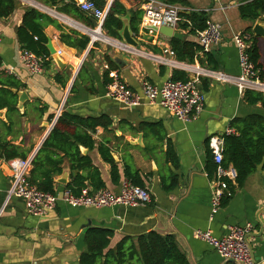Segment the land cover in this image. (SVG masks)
<instances>
[{
    "label": "crops",
    "instance_id": "0c3cea01",
    "mask_svg": "<svg viewBox=\"0 0 264 264\" xmlns=\"http://www.w3.org/2000/svg\"><path fill=\"white\" fill-rule=\"evenodd\" d=\"M16 1L14 14L7 19L0 18L3 36L0 73L12 77L19 90L28 94L29 101L11 114L7 109L0 110V142L10 146L8 151L0 150V264H79L86 248L85 235L91 228L113 231L109 249L124 238L154 231L175 236L189 264H239L224 261L195 234L211 231L213 236L222 238L237 226H250V232H256L257 218L264 209V165L261 164L241 187L232 184L233 191L229 190L221 210L211 219L215 175L210 177L207 171L209 159L214 161L209 143L211 138L223 136L237 119L253 115L264 118V104H250L246 93L241 94L235 83H222L204 75L198 77V72L200 69L223 72L232 78L240 76L239 51L233 38L250 28L253 30L256 22L243 20L239 12L241 5L253 0H182L184 4H177L187 14L207 13L208 24L224 28L221 42L209 53L212 63L208 62L206 54L199 52L192 63L179 61L172 49V39L141 28L134 35L138 42L135 48L125 46L121 37H113L102 27L103 41L95 31L99 26L79 8L82 0ZM94 1L105 9L116 0ZM135 1L117 0L116 16L131 17L137 10L144 13L146 0L139 4ZM159 1L170 3L171 0ZM28 9L48 18L43 29L48 38L46 48L51 41L53 48L61 52L64 68H59L53 58L42 74L31 73L25 65L18 29ZM257 22L264 24V16ZM183 24L186 22H181L176 30L183 35L182 41L198 43L191 29L183 28ZM84 37L90 39L85 50L81 45ZM72 41L74 45H70ZM258 45L264 82V39L259 38ZM115 56L120 57L119 63ZM106 57L111 58L112 67ZM110 71L117 72L120 80L136 92H141L144 81L160 87L174 77L183 79L181 81L199 78L205 98L203 111L195 120L182 122L159 105L128 108L107 96ZM64 113L80 118L107 116L112 121L109 129L98 127L92 134L93 149L81 146L80 150L99 170L103 189L113 193L120 192L127 166L138 172L143 188L151 195L149 204L136 208H72L60 199L47 216L34 217L28 214L21 199L12 198L7 202L12 184L7 157L16 153V158H35ZM102 145L109 149L118 166L116 180L112 177L111 164L100 152ZM170 147L174 153L172 158L168 152ZM56 154L55 160L64 158L63 153ZM62 162L63 173L55 177L54 194L58 196L67 187L60 181L64 179L70 184L75 175L69 160L64 158ZM83 175L88 177L89 172ZM31 176L30 173L29 181ZM85 184L84 190L92 193L94 188L90 181ZM251 242L255 264H264V237Z\"/></svg>",
    "mask_w": 264,
    "mask_h": 264
},
{
    "label": "trees",
    "instance_id": "16d2710c",
    "mask_svg": "<svg viewBox=\"0 0 264 264\" xmlns=\"http://www.w3.org/2000/svg\"><path fill=\"white\" fill-rule=\"evenodd\" d=\"M103 25V29L108 31L113 37H120L118 31L123 27L122 21L116 16L115 3ZM137 4L141 0L135 1ZM172 4H184L182 0H171ZM97 5L101 8L102 5ZM103 8V7H102ZM17 9L16 0H0V18L7 19ZM116 10V11H115ZM240 17L243 20L252 23L257 22L264 16V0H253L240 6ZM143 12L137 10L130 17L131 29L135 34L140 31ZM186 24L183 28H190V33L196 36L197 32L204 31L208 27L210 21L207 13H182ZM44 22V23H43ZM49 22L48 18L34 9H28L23 17L22 26L18 29L19 42L23 51H29L37 56L50 57L46 48L48 41L47 36L43 33L44 26ZM252 31V29H248ZM62 39L66 36L62 34ZM35 38L37 40L35 41ZM259 37H254L249 54L256 68L261 70L263 64L262 55L258 45ZM172 49L177 60L192 63L196 58V54L201 51V45L197 42L182 41L172 39ZM90 43V39L84 37L81 40L82 49L85 50ZM74 45V41L70 42ZM209 63H212V57L206 53ZM112 67L113 62L110 57H106ZM51 61V60H50ZM46 62L45 67L49 64ZM261 75V73H260ZM174 80H183L181 78H173ZM111 80H109L110 84ZM16 87V88H14ZM17 85L12 77L5 76L0 73V110L7 109L8 114L17 111L18 95L12 89H17ZM247 101L252 104H264V95L252 91L246 92ZM52 119V116L50 117ZM112 121L107 116L99 118H80L77 116L64 113L56 122L49 137L44 142L38 155L33 159V169L30 184L36 186L39 190L47 193H55V177L63 173L62 161L68 159L70 162L71 172H74V178L67 185L66 190H70L73 195L79 196L86 188L85 182L90 181V185L94 188L93 192H97L104 188L101 174L92 164L88 156H84L80 147L93 149L95 142L92 134L96 132L98 127L109 129ZM232 129L235 134L226 136L224 143V161L223 166H232L237 172L236 183L241 187L246 179L255 173L258 167L264 165V118L253 115L243 119H237L232 123ZM10 146L0 142V150L8 151ZM57 152L64 154V158H58ZM100 152L105 161L111 164L112 177L114 180L119 176L118 166L114 159L110 156L109 149L103 145ZM169 156L174 155L173 148L169 149ZM18 154L13 153L7 157V161L15 159ZM25 159V158H22ZM173 161V159H171ZM216 164L213 159H209L207 171L210 177L215 175ZM88 171L89 176L83 175ZM126 179L135 186L141 187L139 173L132 170L129 166L125 169ZM230 191L233 186L230 184ZM92 192V193H93ZM113 231L104 228H91L85 235L86 248L80 256L79 264H189L188 259L178 245V241L173 235H161L157 232H149L137 236L136 238H124L115 248L109 249Z\"/></svg>",
    "mask_w": 264,
    "mask_h": 264
},
{
    "label": "built area",
    "instance_id": "2783aa9c",
    "mask_svg": "<svg viewBox=\"0 0 264 264\" xmlns=\"http://www.w3.org/2000/svg\"><path fill=\"white\" fill-rule=\"evenodd\" d=\"M215 2H220V0H215ZM112 4L113 2H110L105 9H102L94 0H82L78 5L83 12L97 20L99 27L95 31L101 32ZM143 10L140 28L150 34L157 33L152 30L153 27L168 26L177 30L180 23L185 22L182 17L184 8L177 4L146 0ZM196 37L202 48L200 54L211 53L213 48L222 40L221 27L218 24L209 23L204 31L197 32ZM254 37L253 32L245 31L236 34L233 38L239 51L241 68L239 77L232 78L223 72H210L200 69L198 77L204 75L215 78L222 83H235L241 94L247 91H255L264 95L261 70L256 68L249 54ZM2 41L3 36L0 29V46ZM57 54L60 56L61 52H57ZM21 55L25 65L33 74H42L45 71L46 62L52 61L53 58L52 56H37L32 52L23 50ZM106 69H109L108 65H106ZM109 76L111 82L107 88V96L128 108H137L144 104L159 105L164 107L171 116L182 122L195 120L203 111L205 98L199 87V78L191 81L169 80L160 87L144 81L141 92H136L120 80L117 72L110 71ZM233 134H235L234 129L229 128L223 136L213 137L209 143V149L217 166L215 177L212 179L211 219L221 210L223 200L229 194L230 184L236 183V170L232 166L227 168L223 166L225 137ZM33 159L34 157L15 158L7 162L12 176V184L7 192V202L12 198L21 199L31 216H47L56 208L60 199L72 208L96 209L116 206L136 208L151 202V195L147 189L135 186L127 179L122 183L120 192L117 194L108 189H101L93 193L84 190L79 196L73 195L70 190H65L61 196L43 192L29 182ZM250 230V226L233 227L222 238L213 236L211 231H197L195 235L196 238L207 242L214 248L224 261L255 264L246 241V235L250 233Z\"/></svg>",
    "mask_w": 264,
    "mask_h": 264
},
{
    "label": "water",
    "instance_id": "95a60500",
    "mask_svg": "<svg viewBox=\"0 0 264 264\" xmlns=\"http://www.w3.org/2000/svg\"><path fill=\"white\" fill-rule=\"evenodd\" d=\"M123 24V27L120 31H118L119 36L121 37V39L123 40V44L125 46L128 47H137L138 46V42L136 40V38L134 37V33L131 29V25H130V16H125V17H118ZM93 23L95 24V26L98 27V22L97 20L93 19L92 20ZM152 30H154L155 32H157L158 34L169 38V39H177V40H182L183 35L181 33H179L178 31L174 30L171 27L168 26H162L161 28H156L153 27ZM253 34L255 37H259L264 39V24L262 22H256L255 26L253 27L252 30ZM47 48L49 50V53L52 55L55 63L57 64V66L59 68H64L65 64L63 63L61 57L57 54V51L53 48L51 41L48 42ZM116 62L119 63L120 62V57L115 56L114 57ZM13 92L17 93L19 101H18V108H23V106H25L26 102L29 101V96L25 91H17L16 89H12ZM142 139V137L140 136V140ZM62 184H65L66 186L68 185L66 183V180H61L60 181ZM236 187V186H235ZM227 194V193H226ZM264 215V209L260 211L259 216L257 218V227L258 230L256 232H250L246 235V241L249 245L250 248V252L252 255V258L254 260V248H253V244L251 242V240H256V239H260L262 237H264V219L262 218V216ZM230 262H234V261H230ZM255 262V260H254Z\"/></svg>",
    "mask_w": 264,
    "mask_h": 264
},
{
    "label": "rangeland",
    "instance_id": "374dc122",
    "mask_svg": "<svg viewBox=\"0 0 264 264\" xmlns=\"http://www.w3.org/2000/svg\"><path fill=\"white\" fill-rule=\"evenodd\" d=\"M229 32V28L227 27L226 28V33H228ZM221 33L222 34H225V31H224V28L221 26ZM100 42V41H99Z\"/></svg>",
    "mask_w": 264,
    "mask_h": 264
},
{
    "label": "bare ground",
    "instance_id": "6f19581e",
    "mask_svg": "<svg viewBox=\"0 0 264 264\" xmlns=\"http://www.w3.org/2000/svg\"><path fill=\"white\" fill-rule=\"evenodd\" d=\"M97 33L101 35L100 32L97 31ZM101 38H104L103 41L105 40V37L103 35H101Z\"/></svg>",
    "mask_w": 264,
    "mask_h": 264
}]
</instances>
